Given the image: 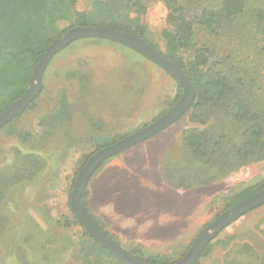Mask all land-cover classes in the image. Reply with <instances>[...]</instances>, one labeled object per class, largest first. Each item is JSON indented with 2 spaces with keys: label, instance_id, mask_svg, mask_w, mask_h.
<instances>
[{
  "label": "rangeland",
  "instance_id": "1",
  "mask_svg": "<svg viewBox=\"0 0 264 264\" xmlns=\"http://www.w3.org/2000/svg\"><path fill=\"white\" fill-rule=\"evenodd\" d=\"M75 9L91 13L95 25H146L148 37L165 51L161 33L168 26L158 0H147L145 15L108 0H77ZM71 25V20L59 22L62 30ZM176 92L174 79L160 67L113 41L79 40L57 54L45 71L39 96L0 130V168L9 161L13 166L19 158L16 152L26 155L33 146V153L45 164L32 182L2 190L0 264H114L82 235L77 224L65 230L56 221L62 216L72 219L70 197L86 159L115 136L125 138L153 123L173 106ZM62 97L68 100V113L53 125L51 135L33 145L23 143L19 134L55 114ZM190 125L186 114L157 136L106 162L108 168H118L108 173L110 177L119 178L129 170L138 176L153 173V194L150 186L144 194L136 186L122 190L115 183L106 186L99 179L100 170L88 184L92 214L118 243L131 251L141 247L146 258L179 261L199 233L226 211L232 196L264 183L263 161L206 186L177 190L166 185L161 166L180 161L181 133ZM104 187L110 194L102 197ZM263 231L264 205L224 229L201 264H264Z\"/></svg>",
  "mask_w": 264,
  "mask_h": 264
},
{
  "label": "trees",
  "instance_id": "2",
  "mask_svg": "<svg viewBox=\"0 0 264 264\" xmlns=\"http://www.w3.org/2000/svg\"><path fill=\"white\" fill-rule=\"evenodd\" d=\"M108 1L139 15L147 14V0ZM158 1L163 7V21L168 26L161 33L165 51H161L148 37L146 25L122 22L95 25L91 13L75 9L77 0H0V95L3 100L0 113L26 92L34 66L48 46L66 32L67 29L59 27L61 19L71 20V28L110 27L142 39L176 64L195 92L194 102L187 112L191 125L181 133L184 153L179 162H166L160 169L166 185L177 190L206 186L245 166L263 162L264 0ZM165 73L177 85L175 103L183 90L171 74ZM68 108L67 98L62 97L55 114L42 117L35 128L19 134L22 142L33 145L48 138L53 125L67 115ZM121 139L115 136L99 149ZM34 151V146L26 155L18 150L19 158L13 166L11 161L1 165L0 203L4 188L11 190L28 184L45 168ZM262 189L264 183L246 187L230 198L226 210ZM87 195L88 186L82 196V205L111 242L130 256L150 264L176 263L169 257L146 258L141 247L133 251L123 247L92 214ZM69 209L72 219L62 216L56 225L71 230L77 224L82 235L89 238L108 260L124 264L89 236L71 210L70 203ZM215 246V242L209 244L194 264H201V259L209 256Z\"/></svg>",
  "mask_w": 264,
  "mask_h": 264
},
{
  "label": "water",
  "instance_id": "3",
  "mask_svg": "<svg viewBox=\"0 0 264 264\" xmlns=\"http://www.w3.org/2000/svg\"><path fill=\"white\" fill-rule=\"evenodd\" d=\"M84 39H105L126 46L171 74L183 90L180 98L159 119L92 155L77 175L70 197V206L74 215L83 224L89 236L105 250L124 264H150L130 256L111 242L84 209L82 196L91 177L104 162L157 136L178 122L190 110L194 102L195 92L185 73L176 64L168 61L142 39L110 27L69 28L60 38L48 46L39 62L34 66L26 92L0 113V130L21 115L39 96L42 90L43 76L53 58L69 45ZM263 205L264 189L226 210L199 233L185 255L174 264H194L206 247L224 229Z\"/></svg>",
  "mask_w": 264,
  "mask_h": 264
},
{
  "label": "crops",
  "instance_id": "4",
  "mask_svg": "<svg viewBox=\"0 0 264 264\" xmlns=\"http://www.w3.org/2000/svg\"><path fill=\"white\" fill-rule=\"evenodd\" d=\"M105 167H106V170H105ZM112 167L108 168V166L105 163V165L100 169L99 179H100V181H101V179H103L102 182L104 183V185L107 186V183H115V184H117V186H120L119 189H121V190L125 186L126 187L136 186L137 190H139V192L141 194H144L146 191H149V186H150L151 187V193L153 194V192H152V189L154 188V176H153L154 174L153 173H152L151 177H149L145 173H142V175H140L141 176L140 177V176H138L137 173H134L133 170H129V172L123 173L121 176H118L119 178H116L117 176H114V177L108 176V173L112 169H114L115 171H118V168H116V166H112ZM149 178H150V180H149ZM109 194H110V190L108 189V187H104L101 191L100 196L105 197L106 195H109Z\"/></svg>",
  "mask_w": 264,
  "mask_h": 264
}]
</instances>
